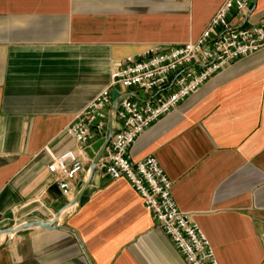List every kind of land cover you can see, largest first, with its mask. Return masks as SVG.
I'll use <instances>...</instances> for the list:
<instances>
[{"label": "crops", "instance_id": "obj_1", "mask_svg": "<svg viewBox=\"0 0 264 264\" xmlns=\"http://www.w3.org/2000/svg\"><path fill=\"white\" fill-rule=\"evenodd\" d=\"M224 1L0 0V232L61 213V227L0 235V264H188L126 180L95 171L73 204L89 172L63 195L48 166L79 150L67 127L125 58L196 40ZM245 19L264 21V0ZM129 153L156 156L220 264H264V47L205 82Z\"/></svg>", "mask_w": 264, "mask_h": 264}, {"label": "built area", "instance_id": "obj_2", "mask_svg": "<svg viewBox=\"0 0 264 264\" xmlns=\"http://www.w3.org/2000/svg\"><path fill=\"white\" fill-rule=\"evenodd\" d=\"M253 2L225 0L196 40L151 45L142 55L125 58L111 72L109 85L67 127L79 150L64 151L48 166L57 174L55 183L63 195L73 191L77 174L89 172L85 148L105 138L95 171L126 180L188 264H220L206 233L176 204L173 181L156 156L133 160L129 152L141 134L205 82L239 58L264 47V21L248 24L245 19ZM234 18L244 21L233 25ZM116 85L121 99L113 110ZM121 88L136 90L140 95H123ZM111 116L112 136L108 139ZM5 219L0 212V224Z\"/></svg>", "mask_w": 264, "mask_h": 264}, {"label": "water", "instance_id": "obj_3", "mask_svg": "<svg viewBox=\"0 0 264 264\" xmlns=\"http://www.w3.org/2000/svg\"><path fill=\"white\" fill-rule=\"evenodd\" d=\"M119 89L120 87L118 85H116L114 87V90L112 91V95H113V99H114V106H113V110L115 109L116 105L119 103L120 101V97H119ZM112 124H113V118L111 116L110 118V124H109V132H108V139L111 138L112 136ZM105 149V138H101L99 140H97L96 142H94L91 146L86 147L85 148V153L87 154L88 158L91 160V164H90V168H89V178L88 181L85 183H82L80 186L82 187L79 194L76 196L74 203H80L83 201V198L90 193V191L92 190L89 186V182L91 180V178L94 175L95 172V168L97 165V162L99 161L103 151ZM61 213H58L52 220H42V219H28V220H24L21 222H18L16 224H14L13 226H11L10 228H7L6 230H3L0 232V235H5V237L7 238L8 236L22 230L28 227H32V226H40L43 228H58L61 227L58 223V218L60 216ZM3 245V244H2Z\"/></svg>", "mask_w": 264, "mask_h": 264}, {"label": "rangeland", "instance_id": "obj_4", "mask_svg": "<svg viewBox=\"0 0 264 264\" xmlns=\"http://www.w3.org/2000/svg\"><path fill=\"white\" fill-rule=\"evenodd\" d=\"M13 226V225H12Z\"/></svg>", "mask_w": 264, "mask_h": 264}]
</instances>
